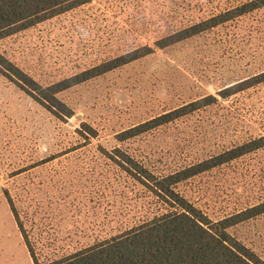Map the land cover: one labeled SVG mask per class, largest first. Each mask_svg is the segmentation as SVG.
<instances>
[{
	"label": "rangeland",
	"instance_id": "rangeland-1",
	"mask_svg": "<svg viewBox=\"0 0 264 264\" xmlns=\"http://www.w3.org/2000/svg\"><path fill=\"white\" fill-rule=\"evenodd\" d=\"M243 1L94 0L0 40V53L44 86L139 47L154 51L62 93L75 112L66 120L0 72V264H33L8 197L42 262L98 238L102 209L112 210L110 233L150 217L153 198L101 149L120 148L160 176L264 136V83L218 96L264 71V11L155 45ZM208 95L218 102L124 142L114 136ZM81 122L97 130L88 143L75 132ZM176 189L213 220L252 205L264 199V149ZM229 231L264 259V215Z\"/></svg>",
	"mask_w": 264,
	"mask_h": 264
},
{
	"label": "trees",
	"instance_id": "trees-1",
	"mask_svg": "<svg viewBox=\"0 0 264 264\" xmlns=\"http://www.w3.org/2000/svg\"><path fill=\"white\" fill-rule=\"evenodd\" d=\"M92 1L0 0V40ZM258 10L264 11V0H244L230 9L159 39L155 45L158 49H164ZM153 52L149 46L139 47L46 86L39 84L1 53L0 72L54 117L66 120L72 118L75 112L62 101V93ZM263 83L264 71L221 89L218 96L225 101ZM217 102V98L212 95L202 96L121 130L114 136L118 142H124ZM75 132L87 143L97 135V130L85 122H81ZM262 149L264 136H259L160 176L120 148H113L111 152L101 149L102 154L153 198L155 207L151 209L150 217L117 233L104 231V227L110 224L108 220L112 210L102 209L103 233L97 234L98 238L46 262L40 260L43 253L36 252L8 195L7 200L33 264H264L263 258L229 231L234 226L264 215V199L213 220L176 189L178 184L190 178Z\"/></svg>",
	"mask_w": 264,
	"mask_h": 264
}]
</instances>
